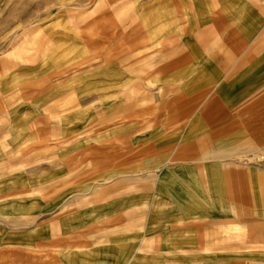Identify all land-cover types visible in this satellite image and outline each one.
<instances>
[{"label":"rangeland","instance_id":"1","mask_svg":"<svg viewBox=\"0 0 264 264\" xmlns=\"http://www.w3.org/2000/svg\"><path fill=\"white\" fill-rule=\"evenodd\" d=\"M250 2L0 0V264H264Z\"/></svg>","mask_w":264,"mask_h":264},{"label":"crops","instance_id":"2","mask_svg":"<svg viewBox=\"0 0 264 264\" xmlns=\"http://www.w3.org/2000/svg\"><path fill=\"white\" fill-rule=\"evenodd\" d=\"M250 4H252L253 6H256L257 4H259L261 8L264 9V0H251ZM255 100H256V97H255ZM259 100L260 99H258L257 101ZM261 116H262V111H260V107H257L256 110L254 111L252 120L253 121L256 120L257 122H260ZM258 170H259V173L261 174V179L264 185V164Z\"/></svg>","mask_w":264,"mask_h":264}]
</instances>
